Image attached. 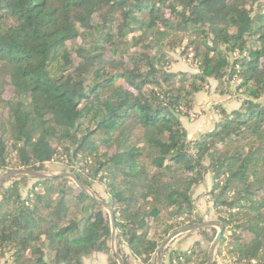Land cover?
I'll return each mask as SVG.
<instances>
[{
	"label": "trees",
	"instance_id": "obj_1",
	"mask_svg": "<svg viewBox=\"0 0 264 264\" xmlns=\"http://www.w3.org/2000/svg\"><path fill=\"white\" fill-rule=\"evenodd\" d=\"M177 51L197 72L173 71ZM211 79L241 106L215 104L214 128L190 139L182 118ZM51 161L104 186L126 264H156L188 225L151 228L193 214L208 174L207 195L232 217L219 220L240 231L230 253L264 264V0H0V172ZM29 178L0 185V264H83L94 253L118 264L99 203L61 176L24 195ZM194 257L209 264L201 246L169 253L170 264Z\"/></svg>",
	"mask_w": 264,
	"mask_h": 264
},
{
	"label": "rangeland",
	"instance_id": "obj_2",
	"mask_svg": "<svg viewBox=\"0 0 264 264\" xmlns=\"http://www.w3.org/2000/svg\"><path fill=\"white\" fill-rule=\"evenodd\" d=\"M173 57H174V63L172 64L173 67V71H189L190 73H195L197 72L196 67L194 66H190L189 62H187L183 57H181V54L177 51L175 53H173ZM214 83V87H215V95L213 97H216V101H220V99H222L223 97H220V95H223L221 92L222 89H224V86L222 87H218V84L215 83V81L213 79H211ZM211 86V85H210ZM209 86V88H210ZM208 88V90H209ZM234 88V87H232ZM10 95V92H9ZM206 100H203L201 102V104L199 105L198 110H193L192 112H190V114H195V117L192 119L191 116L188 118L190 125L195 124L200 117L204 116L205 114L210 115L211 120L214 122L216 121V112L214 110V105L215 104H220L219 102H215V100L213 101H208L205 102ZM187 119V118H186ZM71 167H69L67 165V162H55V161H51L49 163L46 164V169L42 170L48 173H62V172H73L70 170ZM7 171H1L0 172V176L5 173ZM74 173V172H73ZM18 177H22V176H18ZM18 177H14V178H18ZM30 177V176H28ZM72 180V179H71ZM37 181V178H33L30 177L29 180H27L26 183V187H24L22 189V192L24 195H26L27 190L32 187V185ZM73 181V180H72ZM75 183V182H74ZM91 188V187H90ZM207 183L200 185V187H198L194 193V211L193 214H191L190 216L188 214L184 215L182 218H178L176 220H173V222L169 221L168 216L163 215L162 217V221L160 223H157V225L155 224L151 230H150V235L151 236H163L164 234V228L166 225H170L172 223H180L179 226L183 227L186 225H189L191 220H195L198 218H202V220H219L220 218H226V219H231L232 217L230 216V211H228L227 209H221V210H217L216 207L213 204V201L211 200L210 196L207 195V193L209 191H207ZM93 191L98 192V195L101 198H108L107 193L104 190V186L102 184L99 183H94L93 188H91ZM103 198V199H104ZM236 213V210H233ZM238 218V217H236ZM185 219V220H184ZM236 223L233 222L231 223L227 229L225 228V234H224V239H222L221 244L217 250V254H216V262L215 264H235L234 262H236L237 257H235L234 254L230 253V244L233 242L234 240V235L235 234H240L239 230H236L234 228V225ZM207 232L209 235L213 234V231L215 230L217 233L219 231V227H209L206 228ZM216 233V235H217ZM215 235V237H216ZM242 238L243 239H248L249 238V234L247 232H243L241 233ZM214 237V239H215ZM214 239L212 241L208 240L207 237L205 236V234H203V232H199L198 231H193L190 232L188 234H183L178 236L177 238H175L168 246L166 254H165V260H164V264H170V260H169V253L171 250H177V249H183V250H191L192 248H194L195 246H197V248H199L200 246L204 248V250H206L207 252L210 249L211 244L213 243ZM224 240V241H223ZM126 253H130L128 248H124ZM100 255V256H99ZM94 257H96L94 260L91 259V261L89 263L91 264H107L108 263V259L109 256L105 253H99V254H95ZM133 262V264H140L138 261L136 260H131ZM239 263V262H236ZM192 264H198V262L196 261V258L194 257V261L192 262ZM244 264V262H243ZM246 264V262H245ZM256 264V263H254Z\"/></svg>",
	"mask_w": 264,
	"mask_h": 264
},
{
	"label": "water",
	"instance_id": "obj_3",
	"mask_svg": "<svg viewBox=\"0 0 264 264\" xmlns=\"http://www.w3.org/2000/svg\"><path fill=\"white\" fill-rule=\"evenodd\" d=\"M18 176H30L33 178L45 180L51 179L57 176L66 177L72 179L78 188H80L83 192H85L88 196L94 199L97 203H99L110 215L112 230H111V251L113 255L116 256L118 264H126L123 256L120 253L119 248V240H118V229L115 220V212L111 205L103 198H101L95 191H93L89 186L85 185L77 175L73 172H62V173H48L45 171H30L28 169H15L11 171H7L0 176V185L5 183L10 178L18 177ZM209 227H219V231L210 246L208 251V260L209 264H215L216 262V254L217 250L221 244L223 233L225 231V225L220 220H204L201 222L194 223L192 225H188L179 230L173 231L161 244L157 253V261L156 264H164L165 254L169 244L178 236L183 234H188L193 231H198L201 229H206Z\"/></svg>",
	"mask_w": 264,
	"mask_h": 264
},
{
	"label": "crops",
	"instance_id": "obj_4",
	"mask_svg": "<svg viewBox=\"0 0 264 264\" xmlns=\"http://www.w3.org/2000/svg\"><path fill=\"white\" fill-rule=\"evenodd\" d=\"M215 83H217V81H215ZM210 85L211 86H210L209 90L202 91V92L197 94L196 100H195V102H196L195 108H194L195 110H198L199 105L201 104V102L203 100H206L205 102L213 101V100H215V102H217V103L221 102L220 104H222L224 107L229 109V111H231L233 109H238L241 106V101L238 98L239 94H236L235 92L232 95H230V94L220 95V97H223V98L220 99V101H216V99H215L216 97H213L215 95V87H214L215 85H214L212 80L210 81ZM217 119H218V115L216 116V121H217ZM216 121L213 122L210 118V115H208V114H205L204 116L200 117V119L193 125H190L188 118L187 119L182 118V122L188 130V134H189L190 139L198 138L202 134H205L206 132L212 130L215 126ZM206 183H207V187H208L207 191H210L212 189V186H213V180H212V176L210 174L206 175V177H205V184ZM95 254L96 253H94L90 257L85 258L83 264H91L89 262L91 261V259L94 260L96 258V257H94ZM97 254H99V253H97Z\"/></svg>",
	"mask_w": 264,
	"mask_h": 264
},
{
	"label": "built area",
	"instance_id": "obj_5",
	"mask_svg": "<svg viewBox=\"0 0 264 264\" xmlns=\"http://www.w3.org/2000/svg\"><path fill=\"white\" fill-rule=\"evenodd\" d=\"M191 116V118L193 119L194 117H195V114H190L189 113V117ZM236 262H238V261H236ZM236 262H234L235 264H243V262H239V263H236Z\"/></svg>",
	"mask_w": 264,
	"mask_h": 264
}]
</instances>
